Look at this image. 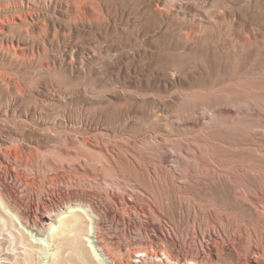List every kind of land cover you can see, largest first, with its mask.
Returning <instances> with one entry per match:
<instances>
[{"label":"rangeland","instance_id":"rangeland-1","mask_svg":"<svg viewBox=\"0 0 264 264\" xmlns=\"http://www.w3.org/2000/svg\"><path fill=\"white\" fill-rule=\"evenodd\" d=\"M73 1L0 0V61L20 62L34 99L13 98L2 70L0 122L73 126L79 135L98 129L146 160L150 176L136 172L129 155L122 184L106 172L108 191L122 192L125 202L115 203L111 192L102 201L110 215L99 244L112 264H166L151 256L134 262L139 259L134 253L154 252V232L179 238L193 206L210 202L240 225L255 219L234 202L237 187L224 192L219 183L191 186L187 179L201 158H220L233 161L242 191L264 181V0H88L94 5L89 18L72 15ZM12 15L26 20L5 24ZM21 47L24 52L18 53ZM182 146L189 149L178 156ZM163 156L166 163L160 162ZM179 193L189 201L176 197ZM118 211L120 219L111 216ZM1 213L0 264H51L50 236H32L44 250L26 260L25 247L13 242L17 238L3 225L7 217ZM211 233L192 239L198 249L199 243L205 249L214 241L221 247L232 243L222 231ZM71 241L57 255L60 264H84ZM230 249L220 263L240 264ZM244 256L249 264L262 261L250 251Z\"/></svg>","mask_w":264,"mask_h":264},{"label":"bare ground","instance_id":"bare-ground-1","mask_svg":"<svg viewBox=\"0 0 264 264\" xmlns=\"http://www.w3.org/2000/svg\"><path fill=\"white\" fill-rule=\"evenodd\" d=\"M92 6L94 8L92 1L88 0H74L70 4L74 17L86 14L87 18L93 16ZM85 7L88 11L84 10ZM5 20V24H14L15 21L22 22L26 19L22 15H12ZM24 47L19 48L18 53H23ZM20 65L18 60L0 61V76H3V70L6 73L3 77L10 78V83L5 88L13 98H18L19 103L27 100L30 102L34 99L28 95V84L19 71ZM0 124V131L3 132L0 135V209L1 214L7 217V224L3 225L11 229L10 232L17 238V241L13 242L25 247L24 258L29 260L32 255L40 257L44 250L42 242L32 240V236L48 234L55 249L50 253L53 256L51 264H60L61 258L57 255L71 240L75 241L73 248L82 263L91 261L96 264L91 257V249L99 264H112L106 250L99 244L100 236L107 233L104 219L105 215L109 214L102 201L111 192L110 196L115 203L125 202L122 192L108 191L106 185L109 178L106 172H111L114 176L111 180L120 185L126 174V155L131 157L133 169L142 176H150L153 173L146 160L142 163L137 156L139 153H129L124 149L123 143L108 141L104 138L105 134L98 129L79 135L73 126L56 128L43 122H19L8 127L2 122ZM186 148L188 147L182 146L177 155H181ZM166 159L167 156H163L160 162L166 163ZM234 169L232 160L201 158L197 170H193L188 176L187 183L197 186L207 180L210 183H219L216 185L222 191L237 187L241 191L233 193L234 202L245 211L253 212L255 219L240 225L221 207L215 211L210 202L202 204L203 207L193 206L194 215L187 216L184 233L179 238L172 239L162 232L161 235L154 232V252L147 248L137 249L134 256L139 259H134V262H144L145 256H151L154 257V262L160 259L166 264H221L222 253H230L232 247L240 259V264H249L246 256L240 258L241 254L247 251L262 260H254L253 264H264V219L261 218L264 215V181L255 180L256 182L249 184L244 192L240 189L238 181L234 180ZM157 170L154 169V176L158 174ZM180 195L179 193L176 197L181 198ZM190 195L197 197L194 192H190ZM204 198L210 199L208 194L204 195ZM191 200L195 201V198ZM178 203L180 208L183 202ZM133 206L134 203L131 202L130 207ZM111 216L118 219L122 217L119 211L111 212ZM217 231L218 234L222 231L226 236H230L232 243L221 247L219 242L214 241L213 247L208 244L207 249L199 243L201 249H198V236L204 237L206 232L211 235V232ZM193 238L196 240L193 241ZM251 240H254L255 244H252ZM260 240L262 244L259 245ZM85 241L90 249L85 246ZM158 243L165 245L160 248ZM160 255L163 257L159 258Z\"/></svg>","mask_w":264,"mask_h":264}]
</instances>
